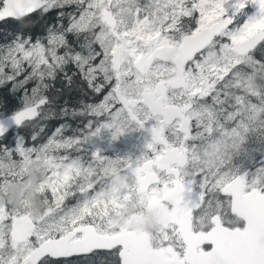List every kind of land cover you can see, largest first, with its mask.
Returning <instances> with one entry per match:
<instances>
[{
    "label": "snow or ice",
    "instance_id": "1",
    "mask_svg": "<svg viewBox=\"0 0 264 264\" xmlns=\"http://www.w3.org/2000/svg\"><path fill=\"white\" fill-rule=\"evenodd\" d=\"M37 13L0 43V264H264V0H0Z\"/></svg>",
    "mask_w": 264,
    "mask_h": 264
},
{
    "label": "trees",
    "instance_id": "2",
    "mask_svg": "<svg viewBox=\"0 0 264 264\" xmlns=\"http://www.w3.org/2000/svg\"><path fill=\"white\" fill-rule=\"evenodd\" d=\"M55 20V13H52L48 16H41L39 13L34 14L30 20L25 21L24 23H16L15 21L9 20L7 23L0 25V43L6 42L7 39L11 38L12 35L17 31H23L25 34H30L34 38L40 36L44 33L47 25H50ZM55 89H60L61 92L57 95V106L63 105L67 102L69 107H72L77 104L78 100L83 98L82 94L79 91L78 84L73 85L71 89L62 85L60 81H57L55 84ZM50 94H55L52 92ZM7 97V99H5ZM0 101H4L8 105V109L11 110L15 107H18L21 99L20 96H12L7 90L0 91ZM63 121L53 120V121H42L41 123L46 125L49 133L53 129L54 125L61 123ZM37 131L39 128L37 127ZM103 257H96L94 260L96 264H100L103 261ZM92 264V262H89Z\"/></svg>",
    "mask_w": 264,
    "mask_h": 264
}]
</instances>
